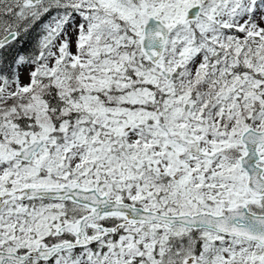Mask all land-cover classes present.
I'll use <instances>...</instances> for the list:
<instances>
[{"label":"snow or ice","instance_id":"1","mask_svg":"<svg viewBox=\"0 0 264 264\" xmlns=\"http://www.w3.org/2000/svg\"><path fill=\"white\" fill-rule=\"evenodd\" d=\"M0 264H264V0H0Z\"/></svg>","mask_w":264,"mask_h":264}]
</instances>
